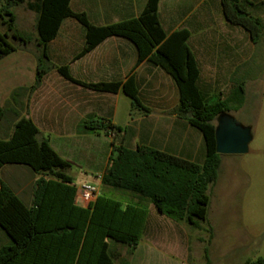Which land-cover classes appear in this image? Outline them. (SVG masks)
<instances>
[{"label": "trees", "instance_id": "trees-1", "mask_svg": "<svg viewBox=\"0 0 264 264\" xmlns=\"http://www.w3.org/2000/svg\"><path fill=\"white\" fill-rule=\"evenodd\" d=\"M159 1L147 0L136 18L95 27L84 14L70 9V0H0V59L17 49L13 42L27 44L15 30L12 12L14 7L26 4L36 15L37 66L31 92L56 68L49 60L46 46L56 37L65 18H74L86 30L85 45L76 58L106 38L121 37L136 48L135 67L147 61L163 69L178 88L179 102L174 113L202 136L201 163L148 146L129 149L123 145L120 129L105 121L88 122L86 127L113 134L108 166L100 180L102 188L129 194L139 202L152 204L159 214L199 230L206 223L209 191L218 179L221 165L215 150V121L219 115L243 106L245 87L241 83L228 98L206 102L196 85L199 71L187 44L190 34L186 29L169 35L164 32L157 15ZM246 6L247 0H221L226 22L243 29L251 42L258 44L264 23L249 14ZM56 69L64 79L95 92L121 90L130 99L132 108L146 110L138 99L132 76L123 83L86 84L74 80L66 67ZM4 116L5 110L0 107V122ZM5 165L27 167L40 177L34 183L29 206L0 178V230L9 240L7 246L0 248V264H129L127 257L139 243L146 211L103 196L85 208L74 206L77 190L66 173L71 163L57 155L47 138H40L30 119H17L10 136L0 139V170ZM110 244L124 247L126 256L114 257ZM204 264H210L207 249ZM254 264H264V259Z\"/></svg>", "mask_w": 264, "mask_h": 264}, {"label": "crops", "instance_id": "crops-1", "mask_svg": "<svg viewBox=\"0 0 264 264\" xmlns=\"http://www.w3.org/2000/svg\"><path fill=\"white\" fill-rule=\"evenodd\" d=\"M247 1V12L261 18L264 23L261 14L254 13V8L264 0ZM146 2L70 0L69 7L75 13L84 14L90 25L102 27L138 17ZM157 15L167 35L180 29L189 32L187 44L199 71L196 85L206 102L228 98L232 89L241 83L247 93L250 71L259 63L255 53L257 44L251 42L243 29L226 22L221 0H160ZM16 20L15 17V26ZM85 37L86 30L78 21L74 18L63 19L56 37L46 46L50 62L56 68L66 67L74 80L86 84L123 83L132 76L138 99L146 110L132 108L130 99L121 90L116 93L95 92L64 79L56 68L51 69L43 77L40 87L31 92L37 66L36 33L32 43L25 38L27 44L15 45L17 49L14 52L0 59V107L5 110L0 130L3 122H9V129L6 128L0 139L10 136L17 119H30L38 129L40 138H47L57 155L71 163L66 173L76 190L81 183H94L99 187V196L146 211L141 238L134 253L128 256L129 264H151L154 258L164 263L165 253L154 249L156 243L150 240L149 233L155 230L156 222L166 220L152 204L139 202L126 193L102 188L99 177L108 166L113 134L92 131L86 127V123L105 121L119 128L123 145L129 149L148 146L197 163L204 159L202 136L174 113L179 93L171 76L147 61L135 67L137 51L130 41L109 37L90 52L76 58L85 45ZM259 44L261 46V42ZM215 97H219L218 100L214 101ZM6 166H11L6 169L13 170L24 167L5 165L2 168ZM74 168L77 172H72ZM34 175L29 204L7 182L1 180L29 206L34 183L40 177ZM74 206L86 207L79 203L77 194ZM6 238L1 231L0 248L9 244ZM109 246L114 257L125 256L123 247Z\"/></svg>", "mask_w": 264, "mask_h": 264}, {"label": "rangeland", "instance_id": "rangeland-1", "mask_svg": "<svg viewBox=\"0 0 264 264\" xmlns=\"http://www.w3.org/2000/svg\"><path fill=\"white\" fill-rule=\"evenodd\" d=\"M254 10L264 19V3ZM12 12L17 19L15 30L32 43L36 30L35 21H31L36 15L28 12L26 4L14 7ZM262 34L261 46L259 42L255 52L259 63L250 71L245 104L231 112L238 123L251 129L248 153L220 155L218 179L209 191L207 220L201 229L159 214L166 221L156 222L149 234L156 243L154 249L165 253V262L154 258L151 264H204L205 249L210 264H254L264 259V30ZM6 128L7 121L1 124L0 136ZM10 167L1 169L0 178L29 204L35 175L27 167L6 169Z\"/></svg>", "mask_w": 264, "mask_h": 264}, {"label": "water", "instance_id": "water-1", "mask_svg": "<svg viewBox=\"0 0 264 264\" xmlns=\"http://www.w3.org/2000/svg\"><path fill=\"white\" fill-rule=\"evenodd\" d=\"M252 141L251 129L238 123L230 113L215 121V142L218 155L247 154Z\"/></svg>", "mask_w": 264, "mask_h": 264}, {"label": "built area", "instance_id": "built-area-1", "mask_svg": "<svg viewBox=\"0 0 264 264\" xmlns=\"http://www.w3.org/2000/svg\"><path fill=\"white\" fill-rule=\"evenodd\" d=\"M101 180V176L99 177ZM99 187L91 183H81L77 187V199L79 203L83 205H88L96 200L99 196Z\"/></svg>", "mask_w": 264, "mask_h": 264}]
</instances>
